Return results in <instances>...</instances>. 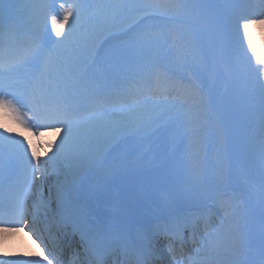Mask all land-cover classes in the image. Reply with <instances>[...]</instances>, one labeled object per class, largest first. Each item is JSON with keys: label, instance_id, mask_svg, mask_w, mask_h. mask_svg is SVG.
<instances>
[{"label": "snow or ice", "instance_id": "snow-or-ice-1", "mask_svg": "<svg viewBox=\"0 0 264 264\" xmlns=\"http://www.w3.org/2000/svg\"><path fill=\"white\" fill-rule=\"evenodd\" d=\"M136 7L119 0L95 6L82 0H60L57 8L54 0H42L32 6L29 15V22L39 38L27 42L14 56L9 54L5 32L0 26V129H3L0 131V245L31 226L27 218V201L32 182L42 178V171L50 163L65 167L75 177L117 149L123 140H127L129 146L120 154L121 162L129 152H137L144 142L157 134L160 137L169 135L173 126L179 130L181 124L187 123L190 127L185 131L197 132L199 114L193 109H184L183 105L186 98L198 97L200 88L191 82L185 84L183 78L175 80L169 74L170 66L157 67L148 77H141L128 87L116 90L113 95L119 101V107L110 113L105 107L108 99L99 94L98 81L91 77L85 79L87 69L98 59H102L113 72L123 71L128 62L127 53L101 52L102 38L112 23L118 22L124 33L140 29L138 39L151 45L159 43L163 34L150 30L147 25L141 28V25L153 17L171 19L169 11L181 6L157 0L141 6L144 11L134 15L132 9ZM253 7L251 4L237 6L224 21V27L243 55L246 71L255 75V82L260 86L264 116V0H260L259 11H252ZM49 22L51 33L58 38L48 35L51 48H47L42 40V33L48 32ZM16 31L15 27H10L8 36ZM69 52L74 53L71 58L66 55ZM190 52L185 49L182 54H177V58L183 55L186 59ZM18 73L25 75L14 87L10 81ZM170 95L172 107L177 108L171 123L165 119V110L157 108L158 105L167 106ZM82 99L85 101L83 106L88 109L87 115L80 114ZM97 145H102V149ZM6 146L8 161L4 157ZM41 148L46 149L43 155ZM11 156L27 162L30 181L11 179ZM226 199L220 197L218 203L224 206ZM200 220L203 221L204 217ZM189 223V216L169 215L153 225L137 245L136 264H148L154 236L170 239L173 232L186 231ZM112 238V229L104 225L98 224L90 230L85 251L94 252L96 264H104L103 256ZM37 239L43 243L41 236L37 235ZM204 247L209 251L216 247L215 233L206 234ZM169 251L174 253L175 249L170 246ZM261 252L264 255V225ZM54 259L44 255L43 249L20 254L0 249V264H53ZM206 264H211V259Z\"/></svg>", "mask_w": 264, "mask_h": 264}, {"label": "bare ground", "instance_id": "bare-ground-1", "mask_svg": "<svg viewBox=\"0 0 264 264\" xmlns=\"http://www.w3.org/2000/svg\"><path fill=\"white\" fill-rule=\"evenodd\" d=\"M128 0H119V2L126 3ZM146 1V0H145ZM55 3H57V8H58V1L54 0ZM118 2V0H97V5H103L106 3H115ZM164 2H167L169 4L170 0H164ZM251 5H254L251 10L252 11H259V4L260 0H252ZM1 5V4H0ZM33 5L31 4V7ZM173 10H170L171 12ZM197 18L194 19V21L197 20H202L204 17L200 18V15L196 16ZM161 21V20H159ZM179 27H171L168 30L163 31L162 38L163 39H183L185 38V35L182 34V30L178 29ZM34 33H37L35 29L31 28ZM51 35L53 39H58L55 37L54 33H51V25L49 22L48 25V32L42 33L43 36V41L46 44L47 48H51V41L48 40V35ZM25 37V36H24ZM24 39V38H23ZM181 39V40H182ZM30 41L24 39L23 43L26 44L27 42ZM189 46V44H187ZM246 48V44H245ZM213 49V48H212ZM72 54L70 58L73 56ZM207 55V53L205 54ZM197 56V57H196ZM201 53L197 51V53L190 52L188 55V66L179 64H171V65H163V66H170L171 71L170 75L174 78L175 76L179 77L182 76L183 82L185 84L190 83L188 79V72L190 67H193L196 59L202 58ZM207 59H210L209 56H204ZM209 57V58H208ZM238 57L241 58L242 64L246 66V61L243 57L242 54L239 53L238 51ZM71 63V59H70ZM157 67H162L161 66H154V68H149L147 71H143L145 74H142V71H136L139 80L141 77H148L151 75L152 71L157 68ZM218 70V67L215 64H210L209 65V70H207L208 74L205 76L206 80L204 82V86H199L200 88V93L198 97H188L186 100H188L190 109L193 108L199 115L198 119L201 120L202 118V112L200 110V104L203 103V101H207V95H208V90L210 89L212 83L215 80V70ZM213 71V72H212ZM206 72V73H207ZM128 73H125L127 75ZM117 77L115 74L111 76V78ZM124 77V75L120 76ZM176 80V79H175ZM238 82H244L243 80L239 79ZM252 82V81H251ZM251 82L250 85H251ZM13 84V83H12ZM131 84H124L121 88H108L106 93V98L108 99V102L105 104V107H109V113L116 109L117 106L119 107V101H117L114 98V93L118 89H123L128 87ZM248 85V86H250ZM260 88V86H257ZM251 88L249 91L250 92ZM253 95L254 93H250ZM255 97V96H251ZM244 98V97H243ZM169 101L170 103L167 106L164 105H158L157 108H170L171 106V95L169 96ZM209 101V100H208ZM210 101H212L210 99ZM81 109H80V114L87 115L88 114V109L84 107L85 101L82 99L81 100ZM245 105V108L249 109V114L242 117L243 120L247 124L251 125V130L253 129V125L255 124L256 121H264V116H262V110L256 111L252 106L250 105ZM111 109V110H110ZM186 119V117H185ZM187 123H183L182 126H186ZM59 126V125H57ZM0 131H3V129H0ZM35 131V129H34ZM192 134V132H190ZM5 135H9V133L5 132ZM197 134V136H196ZM195 140L192 141V146L191 148L187 151L186 154V159H187V165L190 167L192 166L193 169L191 170V175L192 177H185V174L182 172H179L180 170V165L174 164V166H168L166 169V175L161 179L160 184L155 191V187L157 182H150L148 180V175L143 172L141 174L137 175L136 179L140 181V184L146 185V187L149 186L151 189L152 196H154L155 200L153 198L151 199L148 195H141V197L138 194V186H135V184L131 183L130 176H128L132 171L140 169L142 167V162L132 154V157L130 156V159L127 158L123 162L120 161L119 156L122 152L121 147L126 146L127 140H123L119 147L113 152L109 153L108 155L104 156V162H101V160H98L92 164L89 165L83 172H81L78 176H73L71 173L68 172V170L65 167L58 166L55 164H49L48 168L44 171H42L41 176L42 178H37L35 181H33V187L30 189V195L27 201V206H31V208L37 207V208H42L44 209L43 211L48 210L52 204L49 203L48 200H51L53 198L59 197L62 198L63 200H66L65 206L68 208L72 207H77L78 210V216L85 217L86 220L89 219V216L87 215V212H82L84 210L85 206L90 205L91 202L95 201L97 198L96 192H100V196L102 197H107L109 195H112L114 199H117V197L120 198L121 200H124V202H129L130 204L134 203L137 199H142L143 203H147L149 200L152 201V205H150V208H145L143 210L138 211V216L136 221L134 223L128 224L123 218L121 213L118 211L113 212L112 214L110 213L109 219L107 221L108 228H111L113 231L117 230V233L120 235L123 234L122 230L124 227L128 226H133L137 224V221L140 219H146L144 217H149L150 220L152 221V227L155 225L157 222L161 221L162 218H166L169 215H174L176 212L180 213V215H186L190 217V225L192 228L194 227H200L204 233L205 237H200L196 243L195 246L193 247L191 252L186 251V249H183L181 244L179 242L174 243V246L176 247L177 250H181L180 254L174 256L172 258L171 263L172 264H206V262L211 259V264H261L259 261L254 260V253H257V255L261 256V240H262V227H258L256 225L253 228H248L245 226H242L239 222V218L235 215L232 214H227V215H221L219 211L216 213L220 214L221 216V221H219V224H216L215 229L212 230L208 224L205 223V220L201 221L200 217H204L205 214H203L200 210L197 213H193L190 210H188L190 203L192 202H200L203 198H207L211 195H216L217 192L220 193V190L222 185H223V177L226 175H232L233 178L231 179L234 183H240L239 181V176L241 173H245L250 171L251 177L254 179L258 180L260 182V189H264V168L261 165L263 164L262 162V153H264V140L259 141L258 143H253V144H246L244 143V147L247 148L248 151V158L250 162L252 163V167L250 169L243 168L241 169L239 166L238 167H231L230 161H228V157L226 154V142H223V135L220 133L219 130H215V128L212 125L211 120L207 121L206 124H204L198 132L195 133ZM19 139V137H17ZM212 139L215 141V144L212 145L209 139ZM206 139V140H205ZM202 140H205V144H209V149L207 151H200V153H196L194 149H197V146L194 145L195 143H199ZM194 145V146H193ZM128 146V145H127ZM102 145H97L98 149H102ZM41 154L46 151V149L41 148L40 149ZM220 151L223 152L221 153V156L218 157L217 153ZM165 152V151H162ZM211 153H215L214 157L216 159V162H214L215 165V175L210 176L207 175L205 172L204 167L202 166L201 161L207 158ZM51 153H49L50 155ZM140 154V153H139ZM30 155V153H29ZM171 155V154H170ZM7 156H9V150L8 147L5 148L4 151V157L5 160H7ZM118 157V158H117ZM44 159H47V156H44ZM10 160H16V164H11L12 167H18L21 171V181L23 180H31V176L28 173L27 170V162L16 157V156H11ZM10 167V164H9ZM170 167H172L170 169ZM63 172L67 173L69 175V179L71 180V183L73 184V187L69 186L66 182V179L63 178ZM165 179V180H164ZM164 180V181H163ZM81 183V184H79ZM244 183V182H243ZM63 184L65 189L61 187L60 185ZM75 185V186H74ZM83 185H85L83 187ZM52 187L54 188H59V191H54L51 190ZM79 188L82 190V195H86L87 199L89 202H86L82 199V197L78 194L74 193L73 188ZM122 188L124 190H122ZM135 189V192L132 190ZM70 192V195H69ZM131 193V194H130ZM222 193V192H221ZM115 194V195H114ZM126 194H130V197H125ZM133 194V195H132ZM264 196V192H263ZM217 206L218 208L222 209L225 207H229L230 204L225 201L224 206H221L218 202ZM150 204V203H149ZM176 204H181L183 209L179 210L177 209ZM155 205V206H153ZM248 205L249 207H246ZM257 205V201H255L254 197L249 198L248 200L244 201L243 203H240L237 208L241 207V215H249L250 213L253 212V207ZM102 206V204H101ZM142 209V208H141ZM177 209V210H176ZM219 209V210H220ZM33 218L30 223L35 220L36 218L33 216H29V220ZM77 217V216H76ZM121 221L120 223L117 224V221ZM201 221V222H200ZM36 223V222H35ZM31 225H34V223H31ZM9 227H18L19 225H5ZM136 230V227H134ZM133 229H129L131 231ZM191 230V229H190ZM64 234L63 238L60 240H64V238H67L68 243L66 245H61L59 248L60 251H54L52 248L49 246L48 250H44L46 242V235H44V232L41 231L39 232V236L43 238V243L41 240L37 239L36 233L33 234V232H30L29 228H25L24 232L22 233H17L14 235L6 244L0 245V249L7 250L12 253H32V252H38L40 249L44 250V255H47L49 259H53L55 257H59L60 261H62L64 258H76L77 263L75 264H83V261H85L84 258L80 257V255L76 256L77 253H80L78 249L80 248V240L78 238V235L75 233H71L70 229L68 228L67 230H61ZM81 231V230H80ZM88 231L82 232V234L85 237V242L88 245ZM134 233V231H132ZM141 233V232H140ZM207 233H215V238H216V247L212 250L209 251L207 248L204 247L205 244V239H206V234ZM138 234V233H137ZM189 231L185 232V235L188 236ZM248 235H250L253 240L250 241L251 245L253 246L252 252H247L245 250V245L247 244V240H249ZM245 237L244 240L242 237ZM65 238V240H66ZM58 240V239H56ZM124 240V238H122ZM157 243V240H155ZM48 243V242H47ZM39 244V248H37V245ZM62 244V243H61ZM83 246V245H82ZM83 248V247H82ZM241 249V250H240ZM93 254L94 257V252L90 251ZM188 252V253H187ZM51 253V254H50ZM75 253V254H74ZM105 260H107V263L105 264H113L111 261L109 262L108 259L110 257H113V252L108 251V254H104ZM129 257V254H128ZM22 259L28 258V257H21ZM39 259L43 260L42 257H38ZM133 257H129L128 263L127 264H134L133 263ZM93 258H89V261H86L84 264H91ZM63 264H69L67 261L60 262ZM46 264V262H44ZM55 264V262H53ZM73 264V263H70ZM158 264V263H157Z\"/></svg>", "mask_w": 264, "mask_h": 264}, {"label": "rangeland", "instance_id": "rangeland-1", "mask_svg": "<svg viewBox=\"0 0 264 264\" xmlns=\"http://www.w3.org/2000/svg\"><path fill=\"white\" fill-rule=\"evenodd\" d=\"M58 3L60 0H57ZM252 0H170L171 4H178L181 7L178 9H174L173 11L169 12V16L171 19L162 20L156 17H153L149 20L144 22V25H141V28H144L145 25L150 26V30L163 33L164 29L169 27H179L178 29L182 30V34L185 35V38L181 39H161L159 43H153L151 45L146 44L145 42L138 39V33L140 29H136L132 32L124 33L122 28L118 22H114L110 25L108 33L102 38L103 40V47L101 49L102 53L113 52V53H127L128 54V62L121 72H113L111 68L107 67L105 62L102 59H98L95 64H93L90 68L87 69V77H91L93 81H98L99 83V94L101 96H106V91L108 88H121L124 84H133L135 81H139V77L136 71H142L144 75L145 69L154 68V66H163V65H171V64H179L184 67V65L188 64V56L185 59L183 55L180 58H177L178 53H183L185 49H190L191 52L201 53L204 56H209L210 59L201 56L202 58L196 59L193 67H190L188 72V79L189 82H192L196 86H204L205 76H207L208 72H205V69L209 70L210 64H215L218 67L216 71L214 67L213 71L215 70V80L212 83L210 89L208 90L207 101H203L200 104V110L202 112L201 120L198 119V130L207 123V121L211 120L213 127L215 130H219L220 133L224 136L223 142H226V154L228 157V161H230L231 167H240L241 169L247 168L250 169L252 167V163L248 158V151L247 148L244 147V143L250 144L248 140H244L240 133L235 130L239 122H232L228 121L222 109V104L220 103L219 94L224 90V86L226 82H228L231 78H238L243 79V77L247 80H251V86H254L256 82L250 77H246V67L242 64V60L238 57V48L235 45L233 37L228 34L224 27V21L231 15L233 10L242 4H250ZM42 0H0V26H3L4 23L8 22L9 26L13 23L14 27L19 31L21 30H30L33 28L29 22V15L32 12V5L41 3ZM83 3L87 5L95 6L97 5V0H82ZM157 0H128L125 4L137 6L136 8L132 9V14H139L140 12L144 11V5L155 3ZM200 15L204 17L202 20L194 21L196 16ZM161 20V21H159ZM32 30V29H31ZM32 39L34 36H37V33H33ZM43 37V36H42ZM189 44V46H187ZM247 47V45H246ZM213 48V49H212ZM207 53V55H205ZM74 53H66L69 57ZM80 55H83L81 52ZM197 57V56H196ZM208 57V58H209ZM219 61V63H218ZM220 63L222 65H220ZM225 66V67H224ZM149 71V70H147ZM212 71V72H213ZM151 72V71H149ZM125 73H128L125 75ZM115 74L117 77L111 78V76ZM25 74L18 73L12 77L10 81L13 83V86H16V82L18 80H22ZM124 75V77H120ZM182 76H175L174 79L180 80ZM257 85V84H256ZM246 91V89H245ZM210 99L212 101H210ZM209 100V101H208ZM82 103V102H81ZM109 109V107H106ZM118 108V106H117ZM184 109H190V105L188 100L183 105ZM212 108L211 116H207V109ZM166 112L165 119L168 120L170 123L174 120L177 112V108L170 106V108H163ZM193 109V108H192ZM111 110V109H110ZM159 110V109H158ZM83 115V114H81ZM190 127L189 124L186 126H180L179 130L176 127H172L170 134L165 137H160L157 134V137H154L152 140L146 141L143 143L141 149H139L135 153H128L126 158L130 159L132 154L139 158V160L143 163L140 169L132 171L128 176H130V180L132 184L138 186V194L149 196L151 199L153 198L156 201L154 196H152L151 189L146 187V185L140 184V181L136 179L137 175L140 174L139 179L141 178V174L145 172L148 175V180L150 182H157L155 191L157 190L161 179L166 175V169L168 166H174V164L180 165L179 172L185 174V177L189 178L192 177L191 170L193 167L187 165L186 154L187 151L192 146V141L195 140L194 136L195 133H190L185 131L186 128ZM221 127L223 129H221ZM209 139V138H208ZM206 140V139H205ZM202 140L199 143H195L194 145L197 146V149H194L196 153H200V151L204 148V142ZM212 145L215 144V141L209 139ZM129 142L127 141L126 146L121 147V154L125 153L128 149ZM193 145V146H194ZM7 147V146H6ZM206 149V148H205ZM165 151V152H162ZM140 153V154H139ZM222 151L217 153L218 157L221 156ZM171 154V155H170ZM215 153H211L207 156L206 159L201 161L202 166L205 169L207 175L214 176L215 175V165L216 159L214 157ZM118 158V157H117ZM7 160H9V156H7ZM101 162H104V159H100ZM16 160H10V171L12 169V163ZM264 168V162L261 165ZM172 167H170L171 169ZM250 171L245 173H241L239 176L240 183H234L231 179L233 178L232 175H226L223 177V185L222 187L228 185V187H235L236 189L241 190L239 187L242 184L241 179L251 177ZM67 173L63 172V178L66 179V182L69 186H71V180L68 177ZM252 178V177H251ZM165 180V179H164ZM163 180V181H164ZM81 184V183H79ZM259 182L253 181L252 189L246 190V194H242L241 200L231 204L229 207H225L219 210L221 215L232 214L239 218L240 224L242 226L247 227L249 225V221L254 220L256 218L260 219V212L263 210V202L264 196L261 199V190H259ZM73 185V184H72ZM64 187L63 184L60 185ZM75 186V185H74ZM85 185H83L84 187ZM72 187V186H71ZM75 193L81 195V190L78 188H74ZM51 190L59 191V188L52 187ZM122 190H124L122 188ZM135 192V189H132ZM142 193V194H141ZM97 198L95 201L91 202L90 205L82 210V212H87L89 218L91 220L97 219L98 221L101 220L102 214L104 212L113 213L118 211L116 202L121 200L117 197L114 199L109 195L107 197L100 196V192H96ZM131 194V193H130ZM130 194H126L125 197H130ZM219 193L217 192L216 195ZM115 195V194H114ZM133 195V194H132ZM216 195H211L207 198H203L200 202H192L190 203L189 207L195 209V206L200 205L201 211L207 210L208 206H212V201H215ZM230 196V195H227ZM82 199L85 201H89L86 195H81ZM255 199L257 201V205L253 207V212L249 215L245 216L244 214L241 215V207L237 208L240 203L243 201L248 200L249 198ZM124 201V200H122ZM103 203L104 206L100 208L102 209L101 212L94 215L95 209L98 208V204ZM129 203V202H126ZM138 203V210L145 211V208H150L152 205V201H148L147 203H143L142 199H137L133 204ZM150 203V204H149ZM177 209L182 210L181 204H176ZM155 206V205H153ZM216 206V205H215ZM246 207H249L246 205ZM142 208V209H141ZM212 208V207H211ZM176 209V210H177ZM146 212V211H145ZM220 214L217 213L216 218L209 217L212 225H210L211 229H215V225L219 224L218 222L221 221ZM94 215V216H93ZM145 220H149V217H144ZM124 219V218H123ZM86 219L84 218L83 223H86ZM126 221V220H125ZM144 221V220H143ZM141 219L138 221V225L141 226ZM247 221V222H246ZM121 221H117V224ZM247 223V224H246ZM244 236L242 239L244 240ZM245 241V240H244ZM252 246H249V243L245 245L246 251L249 250ZM241 250V249H240ZM256 255V254H255ZM258 256H255L257 258Z\"/></svg>", "mask_w": 264, "mask_h": 264}]
</instances>
